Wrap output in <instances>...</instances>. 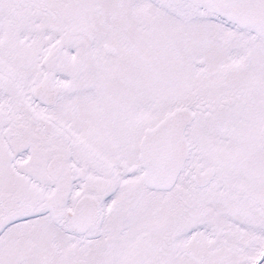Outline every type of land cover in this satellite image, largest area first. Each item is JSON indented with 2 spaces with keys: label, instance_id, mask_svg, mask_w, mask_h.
Here are the masks:
<instances>
[{
  "label": "snow or ice",
  "instance_id": "6c2138e0",
  "mask_svg": "<svg viewBox=\"0 0 264 264\" xmlns=\"http://www.w3.org/2000/svg\"><path fill=\"white\" fill-rule=\"evenodd\" d=\"M0 264H264V0H0Z\"/></svg>",
  "mask_w": 264,
  "mask_h": 264
}]
</instances>
